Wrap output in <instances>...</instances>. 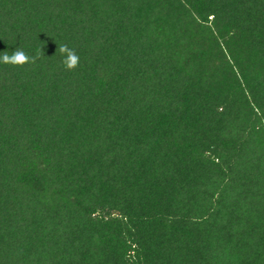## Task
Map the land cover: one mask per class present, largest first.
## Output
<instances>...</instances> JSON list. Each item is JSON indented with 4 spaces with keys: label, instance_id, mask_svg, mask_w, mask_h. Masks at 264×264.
Wrapping results in <instances>:
<instances>
[{
    "label": "trees",
    "instance_id": "1",
    "mask_svg": "<svg viewBox=\"0 0 264 264\" xmlns=\"http://www.w3.org/2000/svg\"><path fill=\"white\" fill-rule=\"evenodd\" d=\"M17 48L0 264H264V0H0Z\"/></svg>",
    "mask_w": 264,
    "mask_h": 264
},
{
    "label": "clouds",
    "instance_id": "2",
    "mask_svg": "<svg viewBox=\"0 0 264 264\" xmlns=\"http://www.w3.org/2000/svg\"><path fill=\"white\" fill-rule=\"evenodd\" d=\"M62 56V65L66 71H75L80 64V57L74 48H70L67 44H61L57 48ZM44 55L42 48L38 49L34 55H29L22 48H17L11 54L3 52L0 55V63L10 65L12 67H23L25 65L35 64L37 60Z\"/></svg>",
    "mask_w": 264,
    "mask_h": 264
}]
</instances>
